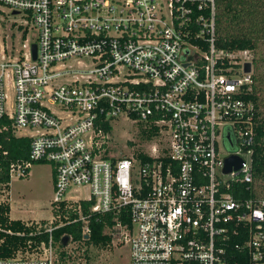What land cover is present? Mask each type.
Returning <instances> with one entry per match:
<instances>
[{
    "label": "built area",
    "instance_id": "built-area-1",
    "mask_svg": "<svg viewBox=\"0 0 264 264\" xmlns=\"http://www.w3.org/2000/svg\"><path fill=\"white\" fill-rule=\"evenodd\" d=\"M0 5L23 18L0 19L22 40L0 45V133L30 140L9 175L49 163L59 220L42 230L35 222L33 234L47 239L27 241L0 264H57L69 245L57 246L51 234L60 214L82 221L88 236L90 213L114 217L105 231L128 246L129 264H228L232 250L264 264V197L252 166L257 109L243 95L253 82L244 71L250 51L216 45V0ZM121 115L153 134L144 149L113 157L104 126ZM231 155L240 166L224 172ZM240 185L250 196L234 195ZM73 187L87 198L66 196ZM83 201L91 202L87 213Z\"/></svg>",
    "mask_w": 264,
    "mask_h": 264
},
{
    "label": "trees",
    "instance_id": "trees-1",
    "mask_svg": "<svg viewBox=\"0 0 264 264\" xmlns=\"http://www.w3.org/2000/svg\"><path fill=\"white\" fill-rule=\"evenodd\" d=\"M216 45L223 49H242L253 52L258 43L264 41V0H216ZM253 82L251 90L244 92L245 98L254 102L256 107L255 120V145L252 166L254 179L264 180V95L256 81L263 78L252 74ZM3 121V120H2ZM109 130V125L104 126ZM140 134L144 139L150 138L153 131L145 132L141 129ZM30 148V140L27 136H15L11 131L0 133V186L9 190L10 175L9 165L16 160L26 159ZM141 158L145 156L138 153ZM236 197L245 198L250 193L245 190V185L238 187ZM257 193V192H256ZM90 201L81 202L82 211L87 213ZM10 206L8 201H0V258L11 256L18 248H24L27 241L39 243L46 240L48 233L41 232L33 234L36 223L34 221H23L9 217ZM72 218L74 214L70 213ZM121 221L129 223V217L122 215ZM56 220L54 224H57ZM61 224L52 229L51 234L57 246L61 245L63 235H68L70 241L86 246L105 248L111 244V235L105 231L106 227L115 223L111 214L90 213L87 216L88 236L82 233L84 223L82 221L66 222L63 214H60ZM41 230L43 229V222ZM233 256L229 258L228 264H249L247 254L232 250ZM61 251L60 259L68 258Z\"/></svg>",
    "mask_w": 264,
    "mask_h": 264
},
{
    "label": "rangeland",
    "instance_id": "rangeland-1",
    "mask_svg": "<svg viewBox=\"0 0 264 264\" xmlns=\"http://www.w3.org/2000/svg\"><path fill=\"white\" fill-rule=\"evenodd\" d=\"M0 19L6 21L9 25L11 21L20 23L23 18L20 14H11L10 10L0 5ZM15 29V28H14ZM4 31L3 22L0 21V45L7 46L8 43L20 45L19 31L15 39L9 35L10 31ZM6 35V36H5ZM250 62V72L253 75L263 78L262 81H256L261 89V96L264 95V41L258 43L253 52L248 55ZM126 70H123L125 72ZM9 99L12 100L13 91L9 90ZM111 126L108 132V138L104 144L105 153L110 156L119 157L123 154L136 152L144 149L146 144L150 143L143 138L139 132L140 125L126 118L124 115L117 116L111 120ZM24 130H20V133ZM53 176L51 166L47 162H35L30 168V173L26 177H17L11 175L9 190L0 186V201H8L10 206L9 217L21 219L23 221H34L48 227L51 220H54L52 212L53 205L51 199L53 195ZM253 187L258 195L264 197V180L254 179ZM66 196L75 198H87L88 191L85 188L73 187L68 190ZM56 220V219H55ZM54 220V221H55ZM66 251L68 258L57 261V264H129L128 246L124 243H111L105 248L86 246L72 241Z\"/></svg>",
    "mask_w": 264,
    "mask_h": 264
},
{
    "label": "water",
    "instance_id": "water-1",
    "mask_svg": "<svg viewBox=\"0 0 264 264\" xmlns=\"http://www.w3.org/2000/svg\"><path fill=\"white\" fill-rule=\"evenodd\" d=\"M13 14L16 12L13 11ZM32 49H33V57H35V44H32ZM251 64L250 62H245L244 63V71L248 72L250 71ZM242 159L239 156L231 155L225 158L224 160V172H229L232 168L236 169L240 166ZM85 237H87L85 235ZM69 236L68 235H63L61 238V245L65 246L68 243Z\"/></svg>",
    "mask_w": 264,
    "mask_h": 264
},
{
    "label": "crops",
    "instance_id": "crops-1",
    "mask_svg": "<svg viewBox=\"0 0 264 264\" xmlns=\"http://www.w3.org/2000/svg\"><path fill=\"white\" fill-rule=\"evenodd\" d=\"M52 189H53V186H52Z\"/></svg>",
    "mask_w": 264,
    "mask_h": 264
}]
</instances>
